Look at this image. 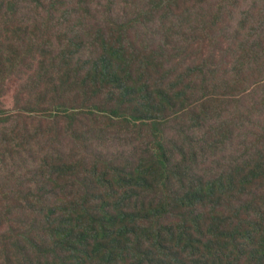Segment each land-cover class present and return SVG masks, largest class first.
<instances>
[{
    "label": "trees",
    "instance_id": "obj_1",
    "mask_svg": "<svg viewBox=\"0 0 264 264\" xmlns=\"http://www.w3.org/2000/svg\"><path fill=\"white\" fill-rule=\"evenodd\" d=\"M14 1L15 6L12 3ZM25 1L27 0H0V11L9 3L16 14L21 11V5ZM83 2L84 0L80 2L81 5ZM67 3L68 1L56 3V0H53V3L48 5L49 10L64 11L63 14H66ZM149 5V15L156 17L157 13L165 11L164 17L161 18L162 25L165 27L166 23H170V26L163 35L159 29L156 30L154 38L139 39L137 48L149 52V56L153 58L149 60L156 64L162 57L163 61L165 60V53L171 54V60H176L174 58L177 57L181 59L185 55L184 61L189 56V50H194L192 57H198V60L189 69L179 90L174 91L175 82L172 83V79L170 81L164 78L160 89L153 92L160 84L155 81L156 76L143 71L142 68L137 71L139 58L134 55L125 60L121 54L122 50L119 51L121 48L117 47L125 46L126 36L130 33L128 22L123 30H117V34L111 30L108 36L102 35L91 41L95 49L91 50L93 53L89 57L79 58L88 61L69 66L65 78H72V84H81L85 91L92 92L97 97L106 94V104L114 100L117 93V100L122 105L120 99L124 91L132 92L129 88L133 86V90L135 88L139 91L143 101L140 106L143 108L132 109L136 110L133 116L138 117L135 120L138 129L131 136L117 137V144L113 142L115 151L112 155H104L105 158L101 161L84 163V172L91 175L103 191L99 201V205H103L102 217L90 213L86 207L79 206L75 207L76 212L84 213L88 218L76 221L73 216H68V206H58L54 211L65 216L64 220L70 228L55 233L54 237H50L47 226L42 233H37L36 222L30 220L29 214H25L28 217L23 216V219H20L22 226H17L16 234H12L16 231V226L8 224L7 232L10 234L5 236L6 238L12 236L15 240L21 236L23 240H31L35 244L33 258L37 260L34 263L30 257L31 264H264V120L253 114L257 103L264 106V34L259 26L251 27L249 19H244L241 23L233 20V3L229 12H226V3L219 5V12L222 13L215 14L213 22H205L203 17L195 18L192 12H185V8L191 5L190 0H150ZM77 10L81 20L82 9L77 6ZM140 20L145 21V16ZM58 36L61 39L64 34L60 32ZM160 38H163L164 45L169 47L164 52L157 45V39ZM98 42L100 45L96 44ZM71 43L75 48L80 47L81 36ZM62 52L68 60L69 57ZM94 52L101 55L97 56ZM42 55L43 60L50 58L47 54ZM2 58L0 53V62ZM55 60L60 65L63 57L58 56ZM93 60H101L102 63L89 64ZM176 66L164 72L160 65L161 73L172 76ZM109 77L113 83H120L119 90H109L108 83L103 85L104 82L100 81ZM194 79L204 86L205 99L201 102L181 101L191 111L197 106L199 113H211L212 117L219 119V122L210 124L211 128L216 126L214 133L202 137L200 146L195 149L218 170L216 173L210 170L208 177L197 178L188 190H181L175 189L170 181V173L173 168L178 169L180 164L167 160L160 162V166L156 168L153 159H148L145 151L140 149L146 137V133L141 132V129L146 120H149L148 116L143 117L142 112L146 111L144 108H154V102L173 104L179 97V92L187 89L188 82ZM212 83L215 84L213 91L210 90ZM91 86H96L97 91H91ZM219 92L238 103L233 106L238 115L247 116L237 123V128L231 130L230 138L234 145L224 141L229 126L224 112L220 106L211 109L213 101L218 99L216 96ZM258 92L262 94L255 95ZM161 97L163 99H160ZM194 117L202 125L209 124L197 116ZM180 121L179 125L189 128L184 118ZM230 146L238 148L230 163L223 165L220 160H216L220 165L217 166L212 153L224 151ZM6 155L3 153L1 156ZM66 156L71 157L72 167L78 166L76 153L66 155L63 151H58L60 161L65 160ZM0 169V182L12 175L6 163ZM146 178L156 179L165 185V188H149ZM29 180L30 178L22 181L27 186V191L24 190L19 195L24 199L37 201L46 199L44 191L35 192L27 185ZM179 181L181 186H184V178L181 177ZM133 186L139 191H146L135 196L130 195ZM98 193L90 188L82 197L93 198ZM157 193L163 197L157 196ZM69 196L70 194L65 197L58 196L57 200L60 202L61 199L62 202ZM146 198H149V204L142 208L139 204L145 202ZM234 200L245 202L248 206H234ZM86 201L91 202L90 199ZM158 202L162 205L159 213L147 217L144 212L154 211L156 208L153 205ZM112 203L117 207L109 209ZM135 206L139 207L138 211H135ZM212 206L222 210L221 212L228 211L229 217L220 211L215 212L212 222L203 216L200 217L201 208ZM175 207L176 209L172 210ZM118 209L121 210L118 212ZM178 214L183 215L184 219L172 229H164L155 224L146 232H138L133 224L129 225L131 220L140 225H151L159 222L156 221L158 218L162 224L176 218ZM239 217L238 225L236 222ZM180 229L183 234L177 231ZM238 258L240 260L236 262Z\"/></svg>",
    "mask_w": 264,
    "mask_h": 264
},
{
    "label": "rangeland",
    "instance_id": "obj_2",
    "mask_svg": "<svg viewBox=\"0 0 264 264\" xmlns=\"http://www.w3.org/2000/svg\"><path fill=\"white\" fill-rule=\"evenodd\" d=\"M60 1L65 3L68 1L66 14H63L64 11L49 10L48 5L53 3V0H27L22 3L21 11L16 14L10 4L6 3L0 11V22H2L0 53L3 57L0 62V167L6 163L12 171L10 177L0 182V264L32 263L30 257L33 258L35 244L31 240L25 241L21 236L16 237L15 240L12 236L5 237L10 234L7 232L10 223L16 226V231L12 233L16 234L17 226H22L20 219H23V216L28 217L25 214H29L30 220L36 222L37 233H42L47 226L50 237L70 228L64 220L65 216L54 211L58 206H68L67 210L70 212L68 216H73L76 221L88 218V215L76 212L75 207L79 206L86 207L90 213L97 216L104 215L103 205H99L103 191L99 184L94 182V178L84 172V163L101 161L105 158L104 155H112L115 151L113 142L117 144V137L133 135L138 129L135 124L138 117L133 115L138 108H143L140 106L143 101L139 91L135 88L133 90V86H130L132 89L129 88V91L132 92L124 91L120 99L122 105L117 100L116 91V98L106 104V94L97 97L94 93L85 91L81 84H72V78H65L69 66L88 61L79 58L89 57L93 53L91 50L95 49L91 41L102 35L108 36L111 30L117 34V30H123V27L130 22V33L126 36L125 46L117 47L121 48L119 51L122 50L121 54L125 60L134 55L139 58L137 71L142 68L143 71L146 70L156 76L155 81L160 84L153 89V92L160 89L164 78L170 81L172 79V83L175 82L174 91L179 90L189 69L198 60V57H192L194 50H189V56L184 61L185 55L181 59L177 57L174 58L176 60H171V54L165 53V60L163 61L162 57L156 64L149 60L153 59L149 56V52L137 48L139 39L154 38L156 30L159 29L163 35L170 26V23H166L165 27L162 25L161 18L164 17L165 11L157 13L156 17L149 15L150 0H86V2L84 0L82 5L80 3L82 0H56V3ZM12 3L14 4L15 1ZM190 3L191 5L185 8V12H192L195 18L203 17L205 22H213L215 14L220 13L219 5L226 3V12H229L233 3L231 16L233 20L241 23L244 19H249L251 27L259 26L264 34V0H190ZM77 6L82 9L81 20L78 17ZM142 16H145V21L140 20ZM59 22L64 24L60 25ZM60 32L64 34L61 39L58 36ZM79 36H81V46L75 48L71 42ZM157 40V45L163 52L169 48L168 45H164L163 38ZM96 44L100 45L99 42ZM180 45L181 43L179 47ZM62 51L69 57L68 60ZM42 54H47L50 58L43 60ZM58 56L63 57L60 65L55 60ZM96 62L102 63L101 60ZM96 62L93 60L89 64ZM118 63L121 65V62ZM160 65L164 72L177 66L172 76H166L161 73ZM134 71L136 72L135 67ZM100 81L104 82L103 85L108 83L109 90H119L120 83H113L111 77ZM188 83V88L179 92V97L173 104L154 102V108H144L146 111L142 112L143 117L148 116L149 120H146L141 129V132L146 133V137L140 149L145 151L144 154L148 159H153L156 168L160 166V162L167 160L178 162L180 167L173 168L170 181L175 189L181 190H188L195 184L197 178L208 177L210 170H214V173L218 170L195 149L196 146H200L202 137L214 133L216 126L211 128L210 124L219 122V119L212 117L211 113H199L197 106L191 111L182 104V101L201 102L205 99L206 90L203 85L198 84L199 80L194 79ZM214 85L211 84V91ZM184 87L186 88L185 84ZM90 89L97 91L96 86H91ZM261 94L262 92H258L255 95ZM135 96L136 100H134ZM216 97L218 99L213 101L211 109L220 106L224 112V117L229 121L224 141L234 145L230 138L231 130L237 128V123L247 116L238 115L233 110V106L238 103L226 98L227 95L219 92ZM253 114L264 120V106L257 103ZM194 116L209 124L202 125ZM183 118L189 128L179 125ZM236 149L238 148L230 146L224 151L212 153L213 161L220 160L223 165L229 164ZM59 150L66 155L76 153L79 159L78 166L72 167L71 157L68 156L60 161ZM3 153L7 155L2 157ZM215 164L220 166L216 162ZM181 177L184 178V186H181L179 181ZM21 178L23 180L30 178L27 185L35 192L44 191L46 199L37 201L31 198L24 199L19 195L22 191H27V186L23 184ZM146 181L149 188L165 186L154 178L149 180L146 178ZM90 188L99 193L93 198L82 197ZM144 191H139L133 186L130 195L135 196ZM66 194L70 196L64 198L62 202L61 199L60 202L57 200L58 196L65 197ZM156 195L163 197L158 193ZM87 199L91 202L87 203ZM148 204L149 198H146L145 202L139 205L144 208ZM237 205H242L243 208L248 206L245 202L234 200V206ZM153 206L156 208L154 211L144 212L147 217L158 214L162 208L160 202ZM116 207L117 205L112 203L109 209ZM134 209L138 211L139 207L135 206ZM175 209L176 207L172 210ZM120 210L118 209V212ZM219 211L224 216H228V211L221 212L222 210L212 206L201 208L200 217L203 216L212 222L215 212ZM183 219V215L178 214L176 218L162 224L158 218L156 221L159 222L151 225H140L133 222L135 220H131L129 225L133 224L138 232H146L155 224L164 229L176 228L174 226ZM239 222L240 217L236 224L239 225ZM177 231L183 234L182 229ZM36 260L37 258H33L34 263ZM238 260L240 258L236 259V262Z\"/></svg>",
    "mask_w": 264,
    "mask_h": 264
}]
</instances>
